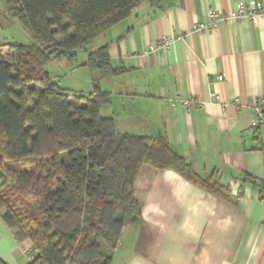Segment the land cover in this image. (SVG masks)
I'll return each instance as SVG.
<instances>
[{"label":"crops","instance_id":"0c3cea01","mask_svg":"<svg viewBox=\"0 0 264 264\" xmlns=\"http://www.w3.org/2000/svg\"><path fill=\"white\" fill-rule=\"evenodd\" d=\"M250 1L165 0L154 8L143 0L93 41L124 70L101 82L111 94L101 115L121 134L164 139L230 194L225 200L174 170L143 166L135 184L141 222L124 230L112 264H264V199L245 181L264 184V127H254L249 107L264 98V20L236 16ZM213 13L217 28L198 31ZM165 38L168 49L150 52ZM31 249L0 217V260L30 264Z\"/></svg>","mask_w":264,"mask_h":264},{"label":"trees","instance_id":"16d2710c","mask_svg":"<svg viewBox=\"0 0 264 264\" xmlns=\"http://www.w3.org/2000/svg\"><path fill=\"white\" fill-rule=\"evenodd\" d=\"M142 1L0 0L33 40L0 43V217L18 244L31 242L30 264H112L124 230L141 222L135 184L145 165L230 199L164 139L121 134L101 115L111 103L101 82L124 70L111 66L107 45L92 43ZM51 61L88 68L90 98L60 88L46 71ZM26 159H35L29 171L19 164ZM245 181L264 199V184Z\"/></svg>","mask_w":264,"mask_h":264},{"label":"rangeland","instance_id":"374dc122","mask_svg":"<svg viewBox=\"0 0 264 264\" xmlns=\"http://www.w3.org/2000/svg\"><path fill=\"white\" fill-rule=\"evenodd\" d=\"M0 12L3 15L2 29L0 31V43L9 42L11 44L32 45L33 40L29 32L7 12L4 4L0 5ZM82 50L79 56L83 57ZM81 59V58H80ZM81 60L78 65H81ZM77 65V66H78ZM71 66L67 61H51L46 66V71L50 74L51 79L56 82L60 88L69 91L75 95L83 94L90 98L92 92V77H95L88 68L82 66ZM35 159H26L20 161L22 169L29 171L32 168V161Z\"/></svg>","mask_w":264,"mask_h":264},{"label":"built area","instance_id":"2783aa9c","mask_svg":"<svg viewBox=\"0 0 264 264\" xmlns=\"http://www.w3.org/2000/svg\"><path fill=\"white\" fill-rule=\"evenodd\" d=\"M236 16L239 20H247L250 22H258L259 20H264V4L253 0L250 2H240L236 7ZM219 21V14L213 13L210 16V23L204 27H198V31L210 30L217 28ZM172 43L171 38H165L160 40L154 44H152L149 48L150 52H160L169 48ZM220 80L222 78L220 77ZM213 99H217L215 95H213ZM185 106L188 108V111L191 112L190 102H184ZM236 104H240V100H236ZM249 107L253 108L257 113V116L254 121V127H264V98H258L249 103ZM31 261V259H30Z\"/></svg>","mask_w":264,"mask_h":264}]
</instances>
